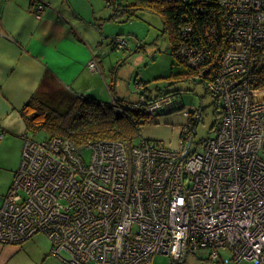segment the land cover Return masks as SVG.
Returning a JSON list of instances; mask_svg holds the SVG:
<instances>
[{
    "label": "built area",
    "instance_id": "built-area-1",
    "mask_svg": "<svg viewBox=\"0 0 264 264\" xmlns=\"http://www.w3.org/2000/svg\"><path fill=\"white\" fill-rule=\"evenodd\" d=\"M209 2L220 4L221 29L210 11L201 36L185 27L174 57L220 103L213 133L192 147L200 108L183 114L176 149L140 135L82 146L58 135L24 136L0 207V244L41 233L62 264H153L156 255L178 264L202 251L217 264H264V0ZM34 9L40 14L44 4ZM134 82L143 90L142 80ZM138 103L156 116L176 102Z\"/></svg>",
    "mask_w": 264,
    "mask_h": 264
},
{
    "label": "crops",
    "instance_id": "crops-1",
    "mask_svg": "<svg viewBox=\"0 0 264 264\" xmlns=\"http://www.w3.org/2000/svg\"><path fill=\"white\" fill-rule=\"evenodd\" d=\"M105 2L0 0V145H12L18 159L28 132L20 111L32 97L61 113L79 96L110 103L108 91L111 103L118 98L106 82L111 75L105 62V19L113 12ZM36 3L44 4L40 14ZM105 5L111 11L108 16ZM119 35L111 39V46ZM93 60L96 67L90 68ZM119 99L128 105L139 102ZM17 170L18 161L9 168L11 179ZM8 189L0 196V207ZM22 249L0 244V264H14Z\"/></svg>",
    "mask_w": 264,
    "mask_h": 264
},
{
    "label": "rangeland",
    "instance_id": "rangeland-1",
    "mask_svg": "<svg viewBox=\"0 0 264 264\" xmlns=\"http://www.w3.org/2000/svg\"><path fill=\"white\" fill-rule=\"evenodd\" d=\"M132 1L116 0V3L130 4ZM107 14L110 15L111 11L105 5V16H108ZM105 27V62L107 73L112 77L106 79V82L114 87L116 97L130 102H137L140 97H144L139 94L140 91L137 90L134 80H142L144 84L146 83L145 89L141 91L152 97L181 90L179 96L174 98L176 103L171 113L151 116L140 126L138 135L150 141H159L170 149H176L179 146L181 132L188 123L187 117L183 114L193 113L201 108V118L195 128L192 146L200 148L196 143L212 134L221 121L220 115L216 114L217 104L220 106V103L216 104V99L196 77L189 75L190 77L177 82L175 76L186 74L187 70L172 56L168 36L162 33L160 18L150 12L138 11L130 18L128 15H123L117 21L105 19ZM116 34H121L118 38L125 40L124 49L116 48L114 43L111 46V39ZM110 62L112 68L109 66ZM114 72L116 74L113 85ZM105 90L107 91L106 85ZM107 94V101L111 103L112 98L108 91ZM220 109L218 107V111ZM26 136L40 141L48 136V133L44 130L36 133L28 131ZM17 154L12 145H0V196L13 181L12 175L10 178L9 168L17 161L19 167L21 155L18 159ZM87 155L88 153L84 156L85 159ZM20 246L23 249L16 254L14 264H62L60 259L52 256L51 242L44 234L38 233ZM220 255L230 257L225 251H220ZM217 262L218 260L210 259L207 251H202L196 255H187L178 264H217ZM152 263L171 264V261L166 256L156 255Z\"/></svg>",
    "mask_w": 264,
    "mask_h": 264
},
{
    "label": "trees",
    "instance_id": "trees-1",
    "mask_svg": "<svg viewBox=\"0 0 264 264\" xmlns=\"http://www.w3.org/2000/svg\"><path fill=\"white\" fill-rule=\"evenodd\" d=\"M106 2L113 12L109 20H117L123 15H128V18H130L135 16L138 11H146L157 15L162 22V33L168 36L169 48L173 57L177 47L183 40V30L188 25L193 26L192 29L195 36H201L203 33L201 25L204 23L202 20L204 17H209L208 15L212 10H216L215 21L218 20L219 28L221 29L223 25L220 4L211 3L209 0H196L192 2H182L181 0H133L130 4H117L116 0H106ZM198 5L204 8L202 12L197 13ZM204 42L212 43V39L207 37ZM179 63L183 65L181 62ZM184 67L187 72L183 75H176L177 82H181L184 78L190 76H196L193 70L186 66ZM261 84L264 85V69ZM145 85L146 83L143 89H145ZM180 91L174 90L169 93L159 94L156 97H152L142 91L141 96L146 98V105H150L161 97L171 96L172 98H177ZM125 104L119 98H115L113 103H102L91 97L79 96L66 112L61 113L51 109L36 97H32L23 106L20 115L27 131L36 133L44 130L48 133V136L58 135L67 137L76 146L101 140H120L126 142L137 137L140 126L145 124L152 115L145 112L139 106V103L133 105V107L132 104ZM115 107H118L123 112H117ZM171 110L167 113H171ZM216 114L220 115L221 118L222 111L221 109L218 111V107H216Z\"/></svg>",
    "mask_w": 264,
    "mask_h": 264
}]
</instances>
